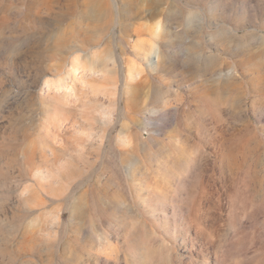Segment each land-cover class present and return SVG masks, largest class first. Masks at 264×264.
Masks as SVG:
<instances>
[{"label":"rangeland","instance_id":"obj_1","mask_svg":"<svg viewBox=\"0 0 264 264\" xmlns=\"http://www.w3.org/2000/svg\"><path fill=\"white\" fill-rule=\"evenodd\" d=\"M134 221L264 264V0H0V264H131Z\"/></svg>","mask_w":264,"mask_h":264},{"label":"bare ground","instance_id":"obj_2","mask_svg":"<svg viewBox=\"0 0 264 264\" xmlns=\"http://www.w3.org/2000/svg\"><path fill=\"white\" fill-rule=\"evenodd\" d=\"M145 47L152 49V54L158 55L159 51L153 40L143 42ZM198 198V197H197ZM197 198L192 205V215L194 216V207L197 204ZM129 231L128 238L131 236H139L146 234V237H142L137 243H129L130 249L129 256L131 264H170L174 260L176 255V248L174 244L168 243L157 230L153 228L148 222L143 221L140 223L134 221ZM138 250H143V253H139ZM128 262L129 257L126 255Z\"/></svg>","mask_w":264,"mask_h":264}]
</instances>
